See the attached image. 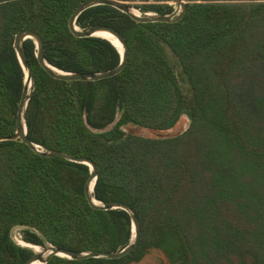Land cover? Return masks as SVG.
Here are the masks:
<instances>
[{
	"label": "trees",
	"instance_id": "obj_1",
	"mask_svg": "<svg viewBox=\"0 0 264 264\" xmlns=\"http://www.w3.org/2000/svg\"><path fill=\"white\" fill-rule=\"evenodd\" d=\"M89 0H0V264H24L34 249L118 253L133 240L130 213L94 209L91 168L36 153L18 140L26 72L15 49L22 31L39 34L45 59L72 74H103L122 62L109 40L78 38L74 12ZM142 14L174 15L172 0H117ZM177 23L140 24L106 5L77 19L119 31L125 69L97 81L51 77L35 40L24 42L36 87L28 138L41 149L89 159L93 198L132 207L138 246L118 260L54 256L47 264H139L153 250L170 264H264V0H183ZM189 129L176 137L129 134ZM38 231V232H37Z\"/></svg>",
	"mask_w": 264,
	"mask_h": 264
},
{
	"label": "water",
	"instance_id": "obj_2",
	"mask_svg": "<svg viewBox=\"0 0 264 264\" xmlns=\"http://www.w3.org/2000/svg\"><path fill=\"white\" fill-rule=\"evenodd\" d=\"M180 9V12L176 15H169V16H158V15H140L135 13V9L128 3L120 2L117 0H89L82 4L72 15L70 20V29L72 33L78 37V38H91L96 37L95 34L99 32H105L110 35H112L123 47L122 54V62L121 64L114 70L103 73V74H72V73H66L63 71H60L54 67H52L49 63H47L45 59V44L42 39V37L34 32L31 31H22L20 32L15 39V49L18 54V57L20 59V62L28 74V80L32 82L31 90L29 91L27 88V82L25 83V89L21 98L19 110H18V121H17V133L8 138L7 140H18L23 142L24 144L28 145L30 148H32L36 153L49 157V158H64L67 160H71L75 163L79 164H85L88 165L91 168V176L88 181V184L86 186V196L91 204V206L100 211H112L116 209H122L130 213L133 219V225H134V237L131 243L121 252L118 253H103V252H90V253H78L74 252L68 249H58L53 246H49L48 248H44L42 253H36L32 258H30L27 262L24 264H34L37 262H40L41 264H47L51 258L54 256L59 257H65L72 260H88V259H109V260H118L122 259L126 256H128L139 244L140 236H141V225H140V219L136 213V211L130 207L129 205H126L124 203L120 202H109V203H101L99 201H96L93 198L94 188L95 187L98 173L96 165L89 159H77L72 158L66 154H63L61 152L56 151H48L45 149H41L39 146L35 145L31 142V140L28 138V131H27V125H26V110L28 103L33 95V91L36 87V79L34 77L33 71L31 69V66L28 62V58L24 49V42L28 39H33L36 41L38 45V60L40 64L43 66L45 71L53 78L63 81H91V82H97L105 79H109L112 77H115L119 75L126 67L128 58H129V48L127 45V42L125 38L122 36V34L108 26L103 25H94L86 29H80L76 26L77 19L79 16L85 12L86 10L106 5L114 7L126 15H128L132 20H134L137 23L140 24H147V23H177L181 21L186 13H187V3L183 0H172ZM22 229H28L26 226H16L14 228V231L22 230ZM38 232V231H37ZM16 242V241H15ZM18 244V242H16ZM26 244V243H25ZM20 245V244H19ZM26 247H32V245L26 244ZM22 246V245H21Z\"/></svg>",
	"mask_w": 264,
	"mask_h": 264
},
{
	"label": "rangeland",
	"instance_id": "obj_3",
	"mask_svg": "<svg viewBox=\"0 0 264 264\" xmlns=\"http://www.w3.org/2000/svg\"><path fill=\"white\" fill-rule=\"evenodd\" d=\"M176 5V4H175ZM177 6V5H176ZM135 13L144 15L138 10H134ZM177 11H180L179 8L177 7ZM27 82V87H28V80ZM190 127V119L188 116H184L183 119L180 121V123L172 130L166 131V132H152L140 127H136L133 125H129L124 128V131L129 134H134V135H139L143 137H154V138H171V137H176L178 135H181L185 133ZM20 233L18 231H14L13 233V238L16 242H18ZM22 246H27L24 242L20 244ZM37 246H32L31 248L34 249V251L37 253L36 248ZM40 250H44V248L38 247ZM139 264H170L166 256L161 253L160 251L153 250L141 263Z\"/></svg>",
	"mask_w": 264,
	"mask_h": 264
},
{
	"label": "bare ground",
	"instance_id": "obj_4",
	"mask_svg": "<svg viewBox=\"0 0 264 264\" xmlns=\"http://www.w3.org/2000/svg\"><path fill=\"white\" fill-rule=\"evenodd\" d=\"M95 36L111 41L121 52L123 51L122 45L112 35H110L108 33H105V32H99V33H96ZM27 80H28V74L26 72V81ZM28 82L29 83H28V87L27 88L30 91L31 90V86H32V82L29 81V80H28ZM93 188H94V185H93ZM35 248H36L37 253H42L43 252L38 247H35ZM34 264H41V263L37 262V263H34Z\"/></svg>",
	"mask_w": 264,
	"mask_h": 264
},
{
	"label": "built area",
	"instance_id": "obj_5",
	"mask_svg": "<svg viewBox=\"0 0 264 264\" xmlns=\"http://www.w3.org/2000/svg\"><path fill=\"white\" fill-rule=\"evenodd\" d=\"M180 10V9H179ZM180 11H176V13L174 14V15H176V14H178ZM18 232H19V230H17ZM20 238H19V240H18V244H22V242H23V240H22V237H21V235L19 236Z\"/></svg>",
	"mask_w": 264,
	"mask_h": 264
}]
</instances>
